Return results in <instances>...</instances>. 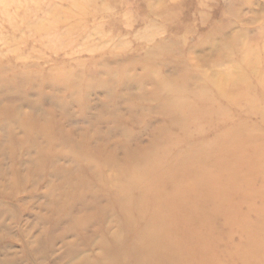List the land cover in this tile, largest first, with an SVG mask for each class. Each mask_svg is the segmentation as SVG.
<instances>
[{
	"label": "rangeland",
	"instance_id": "obj_1",
	"mask_svg": "<svg viewBox=\"0 0 264 264\" xmlns=\"http://www.w3.org/2000/svg\"><path fill=\"white\" fill-rule=\"evenodd\" d=\"M5 108L0 264H264V0H0Z\"/></svg>",
	"mask_w": 264,
	"mask_h": 264
},
{
	"label": "bare ground",
	"instance_id": "obj_2",
	"mask_svg": "<svg viewBox=\"0 0 264 264\" xmlns=\"http://www.w3.org/2000/svg\"><path fill=\"white\" fill-rule=\"evenodd\" d=\"M221 77L220 78V81H216L214 82L213 86L217 89V91L220 93L221 95V98H224V99H230V95H232L233 93L236 94L237 92L235 91V88L236 87H239V85L241 84V80L243 78V75L240 73H238L237 71H233L229 74H224L222 76H219ZM187 88V86L185 84H182L181 87H174L173 90H185ZM188 89V88H187ZM186 89V90H187ZM170 93V91H169ZM206 93V86L204 84H200L199 86H197L196 88V93H195V97L194 98H199L201 96H204ZM13 110L11 109H3L2 111H0V113H4L5 116H8L10 117L11 116V120L13 121L14 124H21L23 125L24 123L27 122V118L26 117H22L21 114L17 111V110H14V112H12ZM41 132H38V130H35L34 133L32 134H35L36 135H39ZM187 163H184L182 165V163L180 164H176L174 165V167H184ZM182 165V166H180ZM3 205V204H2ZM71 210V209H70ZM1 211V210H0ZM4 211V210H2ZM63 211L60 210L58 211V215H60ZM5 213V212H4ZM3 215V214H2ZM1 215V216H2ZM5 215H7V213H5ZM91 220V219H88V221ZM82 223L85 221V220H81ZM87 222V221H86ZM81 223V222H80ZM88 223V222H87ZM131 223V221H130ZM130 225V224H129ZM132 230V229H131ZM136 240V236L135 237H132V243L133 241ZM136 243V241H135ZM134 245V243H133ZM150 245V244H149ZM101 250H103L104 254L105 255H108V253L110 254H114L115 255V252H110L107 248H104V247H100ZM141 248L145 249V250H149L148 253L146 254L147 255V258H144V262L142 264H160L162 262V260L164 261L163 264H165V261H166V257H161V261L158 260L159 258H157L158 255H160L157 250H154V249H151V247L149 246H146L145 244L142 243L141 245ZM145 255V256H146ZM120 256V255H119ZM162 256V255H160ZM121 257V256H120ZM124 259V257H123Z\"/></svg>",
	"mask_w": 264,
	"mask_h": 264
}]
</instances>
